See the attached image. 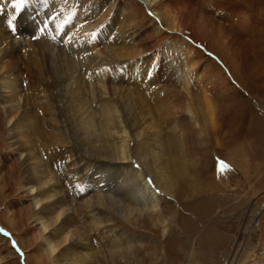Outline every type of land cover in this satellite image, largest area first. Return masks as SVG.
I'll return each mask as SVG.
<instances>
[{
	"label": "rangeland",
	"instance_id": "obj_1",
	"mask_svg": "<svg viewBox=\"0 0 264 264\" xmlns=\"http://www.w3.org/2000/svg\"><path fill=\"white\" fill-rule=\"evenodd\" d=\"M101 1L71 0V5H63L59 7L60 10L53 12L52 9L48 10L47 0H35L23 10L28 13V21L22 16L24 22H21V13L13 14L17 16L13 21L15 31L8 24L9 18L13 16V9L3 2L4 10L0 11V56L6 58L4 63H10L9 54L19 59V62L25 58L34 59L32 56L36 54L45 62L40 67L49 79L57 78L55 74L63 77L64 72L68 71L74 76L73 80L80 77L85 80V58L93 55V49L88 50L83 43L68 46V39L65 38L71 37V29L76 32L75 37L76 34L82 36L83 31L94 35L95 38L105 34L109 43H101L94 50L97 47L98 50L108 49L112 45L110 42L114 41L113 37L123 30L125 34L122 35L132 33L136 44L134 48L131 47L132 57L123 58L119 62L124 72L128 71L129 64L145 58L165 66H168L171 60L176 61L184 74L189 72L193 77L190 82L192 91L187 90L184 78L178 77L177 83L174 78H167L162 83L168 88L167 95L171 97L175 91H185L183 109L187 107L189 99L201 106L202 110V101L212 102L220 123V130L214 133V128L208 121L209 144L201 134H191L186 154L188 157H185L183 162L187 172L184 174V180L181 177L178 180L172 198H166L154 210H136L134 214L127 215L126 219L112 212L115 225L124 230L133 243L128 261L121 263L264 264V157L257 155L256 151L257 146L264 145V0H212L219 2L217 4L222 6V12L215 17L209 10L207 16L214 18L215 23H220V26L223 25L226 35L229 34L224 42L233 60L231 63L223 61L217 52L211 50L208 43L196 35V31L186 37L181 31L166 29L148 1ZM172 1L171 6L176 10L177 4L174 5ZM194 2L195 7L204 11L201 7L205 3L203 0ZM214 6L215 4H212L208 8ZM200 9L196 10L194 17L191 15L192 25L199 30L205 28L206 21L202 20ZM76 20L79 24H88L89 27L85 30L76 29ZM29 24L35 33L29 34L25 29ZM113 29H118V32L121 29V32L115 34ZM17 39L21 40L19 44L15 42ZM188 49H191L193 54H189ZM113 54H104L103 67L109 72ZM67 59L70 61L67 62ZM71 62L74 64L72 68ZM147 62L149 61H143V64ZM49 66L51 69L57 68L56 71L46 74L45 70L49 69ZM195 68L199 74L212 76L218 73L225 77L227 82L237 87L236 93L231 90L229 94L228 84H211L208 82L210 78L207 81L205 76L200 75L195 79V74H198L194 72ZM238 74L243 78L240 82L245 83L244 87L243 84L240 83V86L234 82L237 81L235 77ZM233 75L235 77H232ZM26 86L24 84L19 93L23 95L22 99H32L29 100L33 103L30 104L29 117L32 122H43V129L30 130L29 137L21 136L24 138L19 137L17 141L13 127H4L0 134V264H53L56 255L50 252L48 244H41L45 233L42 225L33 218L34 211L31 208H35L34 200L28 196L29 191L20 188L23 185L21 179L26 174L25 165L21 162L24 155L16 148L31 139L30 143L35 146L39 156L50 162L51 168L55 169L50 160L53 158L51 152L55 149L72 150L74 154L83 149L90 154L96 152L94 147L99 142L89 138L81 139L82 134L79 135L77 124L68 120L70 114L58 111L59 100L53 99L51 103H46L50 107L49 112L54 111L55 105L58 107L56 116L59 118L53 119L56 123L52 128L49 127L43 116L45 112L42 114L36 106L41 101L33 94L32 88ZM47 89L52 88L45 84L44 88L38 87L36 91ZM203 91L206 94H203ZM205 95L209 97H206L208 100H205ZM178 96L181 97V94ZM91 114H94L93 111ZM85 117L89 119L90 116L86 113ZM188 127H191V124ZM43 131L48 134L46 141ZM50 140H56L59 145H54ZM239 143H245L240 151L235 145L229 147V144ZM55 158L60 160L61 156ZM220 160L229 165L228 170L223 173L218 171ZM90 164V169H85L90 179L86 184L93 187L96 182L94 174L98 171L96 162L90 161ZM133 164L137 165L136 162ZM197 182L217 184L216 187L220 190L209 189L196 194ZM99 184L106 185L101 182ZM254 214H259L256 225L253 223ZM13 242L16 247H13ZM107 264H114V260L108 261Z\"/></svg>",
	"mask_w": 264,
	"mask_h": 264
},
{
	"label": "bare ground",
	"instance_id": "obj_2",
	"mask_svg": "<svg viewBox=\"0 0 264 264\" xmlns=\"http://www.w3.org/2000/svg\"><path fill=\"white\" fill-rule=\"evenodd\" d=\"M0 1L8 5L10 3V0ZM102 1L109 3L112 0ZM143 1H148V4L152 5L154 13L166 29L181 31L186 37H190L191 32L196 31V35L203 42L208 43L211 50L217 52L223 61L233 62L224 42L229 34L226 35L223 25L220 26V23H215L214 18L207 16L209 10L215 17L219 16L222 12V6L217 4L219 2L203 0V3L205 2L204 6H201L204 8L203 11L195 7V0H173L174 5L177 4L176 10L171 6L172 0ZM47 2L48 10L52 9L53 12L60 10L59 7L63 5H71V0H47ZM212 4L215 6L208 8ZM197 9L202 10L200 12L202 20H206L205 28L200 30L194 28L191 20V15L194 17ZM13 14H15L14 9ZM22 16L27 20V11L22 10L19 17L21 22L23 21ZM122 19L125 20L124 17ZM77 21L75 26L72 25L76 29L85 30L89 27L88 24H79ZM209 24L215 26L211 27ZM28 26L25 29L29 34L35 33L34 28L31 30L30 24ZM117 30L113 29L115 34L121 32V29L120 32ZM75 33L71 29L69 33L71 37L66 36L68 46L83 43L88 50L93 49V55L85 58L87 63L84 65L87 68L85 80L81 77L73 80L74 76L68 71L64 72L63 77L55 74L57 78L49 79L40 67L45 62L41 61L40 56L36 54L32 56L34 59L25 58L21 62L9 54L8 57L11 60L9 64H5L6 58L0 56V134L4 127H13L17 141L21 136L29 137L30 130L41 131L43 129V122H38V120L32 122V118L29 117L31 116L29 115L30 104H33L29 101L31 98L22 99L23 95L19 93V89L21 90L26 84V87H31L33 94H36L37 99L41 101L36 106L42 114L45 112L43 116L49 127L52 128L55 125L56 120H52L59 118L56 116L59 110L63 113L67 112L70 114L68 120L77 124V131L79 135L82 134L81 139L89 138L99 142L94 147L96 152L90 154L83 149L77 154H74L72 150L55 149L51 152L53 158L50 159L55 169L51 168L50 162L44 161L39 156L35 146L31 145L32 142L30 143L31 139L22 142L23 144L19 142L21 146L18 145L16 149L24 155L21 162L25 165L26 174L21 179L23 185L20 188L29 191L28 196L34 200L35 208H31L34 211L33 218L42 225L45 233L41 244H48L50 252L56 255L53 264H107L110 260H114V264H120L128 261L133 243L131 237L115 225L112 212L126 219L127 215L134 214L136 210H154L166 198H172L178 180L180 177L184 180V174L187 172L183 162L184 158L188 157L186 154L191 134H201L209 144L208 121L211 122L214 133L220 130V123L212 102L202 101L204 105L202 110L201 106H197L189 99L187 107L183 109L182 100L185 97V91H175L171 97L167 95L168 88L162 84L167 78H174L176 83L179 80L178 77L184 78L187 90H191L190 82L193 77L189 72L184 74L176 61L171 60L168 66H165L161 63L157 65L153 63V60L150 62V58H145L140 60L141 62L129 64L128 71L122 70L119 62L123 58L132 57L131 47L136 46L132 33L122 35L125 34L122 30L119 35L116 34V37H113L114 41L110 42L112 45L106 50H98V47L94 50L101 43H109L105 34L98 36L100 38H95L94 35L84 31L82 36L76 34L75 37ZM15 42L19 44L21 40L17 39ZM96 42H98L97 45ZM113 45L115 46L112 47ZM108 51L114 53L111 59L112 68L106 67L111 70L110 72L103 67L104 54L109 53ZM188 52L193 54L191 49H188ZM43 54L44 57L45 54ZM143 61L149 62L143 64ZM72 65L74 64L71 62V68ZM56 69H51L49 66L45 72L49 74L50 71L55 72ZM62 69L61 71H64ZM194 72L198 73L195 74V79L200 75L205 76L207 81L210 78L208 82L211 84L219 82L224 85L228 84V93L231 90L236 93L237 87L227 82L225 77L218 73L220 77L217 74L212 76L199 74L197 68ZM235 79L237 81L234 82L239 83L240 86L243 84L244 87L245 83H241L243 79H241V74H238ZM45 84L52 89L36 91L38 87L44 88ZM178 92L181 97L178 96ZM203 94H206L205 91ZM206 97L208 96L205 95V100H208L209 97ZM53 99L59 100L60 109L55 105L54 111L49 112L50 107L46 103H51ZM86 113L90 116L89 119L85 117ZM190 124L191 127H188ZM43 134L46 141L48 134L46 131H43ZM50 141L54 145H59L56 140ZM244 144H229V147L235 145L240 151ZM256 151L257 155L264 157V145L257 146ZM58 156H61L60 160L55 158ZM133 160L139 167L134 166ZM90 161L96 162L98 171L94 174L96 182L93 183V187L86 184V181L90 179L85 169H90ZM100 182L106 185L100 186ZM216 185H211L209 182L198 183L195 193L209 189L220 190ZM253 216L255 220L253 223L256 225L259 214Z\"/></svg>",
	"mask_w": 264,
	"mask_h": 264
},
{
	"label": "snow or ice",
	"instance_id": "obj_3",
	"mask_svg": "<svg viewBox=\"0 0 264 264\" xmlns=\"http://www.w3.org/2000/svg\"><path fill=\"white\" fill-rule=\"evenodd\" d=\"M34 2L35 0H10V3L8 6L14 9L15 13L19 14L22 12V10L26 8V6H29ZM3 10H4V5L3 3H0V11H3ZM16 19H17V16L13 15L8 20V24L10 27H12L13 31H15V26L13 25V21H15ZM41 31H43V29H41ZM135 166L139 167V165H135ZM228 168H229V165H227L223 160L218 161V171L219 172L223 173V171L228 170ZM149 183H151V180H149ZM13 247H16L15 242H13Z\"/></svg>",
	"mask_w": 264,
	"mask_h": 264
}]
</instances>
